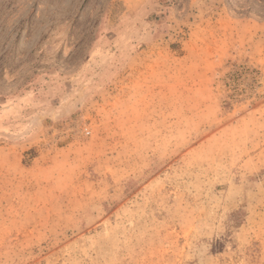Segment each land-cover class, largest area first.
<instances>
[{"label": "rangeland", "instance_id": "1", "mask_svg": "<svg viewBox=\"0 0 264 264\" xmlns=\"http://www.w3.org/2000/svg\"><path fill=\"white\" fill-rule=\"evenodd\" d=\"M0 264H264V0H0Z\"/></svg>", "mask_w": 264, "mask_h": 264}]
</instances>
